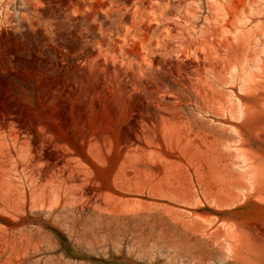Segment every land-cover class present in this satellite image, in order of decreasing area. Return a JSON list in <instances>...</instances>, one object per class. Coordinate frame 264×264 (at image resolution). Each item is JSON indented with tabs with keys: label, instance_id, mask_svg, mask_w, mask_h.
<instances>
[{
	"label": "rangeland",
	"instance_id": "374dc122",
	"mask_svg": "<svg viewBox=\"0 0 264 264\" xmlns=\"http://www.w3.org/2000/svg\"><path fill=\"white\" fill-rule=\"evenodd\" d=\"M0 264H264V0H0Z\"/></svg>",
	"mask_w": 264,
	"mask_h": 264
},
{
	"label": "trees",
	"instance_id": "16d2710c",
	"mask_svg": "<svg viewBox=\"0 0 264 264\" xmlns=\"http://www.w3.org/2000/svg\"><path fill=\"white\" fill-rule=\"evenodd\" d=\"M54 233L56 234V236L60 239L61 243L63 246H69L70 244L68 243V240L66 238V236L60 232H58L57 230H53Z\"/></svg>",
	"mask_w": 264,
	"mask_h": 264
}]
</instances>
